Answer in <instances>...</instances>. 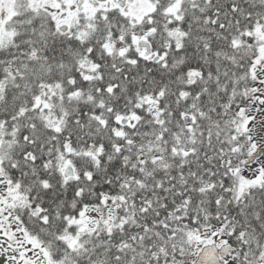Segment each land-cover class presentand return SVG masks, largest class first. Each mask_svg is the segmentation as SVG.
I'll return each instance as SVG.
<instances>
[{"label": "snow or ice", "instance_id": "6c2138e0", "mask_svg": "<svg viewBox=\"0 0 264 264\" xmlns=\"http://www.w3.org/2000/svg\"><path fill=\"white\" fill-rule=\"evenodd\" d=\"M0 264H264V0H0Z\"/></svg>", "mask_w": 264, "mask_h": 264}]
</instances>
